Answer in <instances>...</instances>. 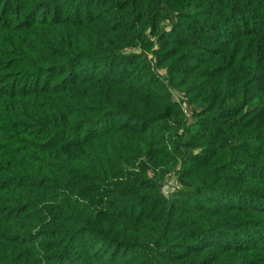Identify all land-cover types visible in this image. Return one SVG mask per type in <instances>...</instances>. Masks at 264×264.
<instances>
[{
  "label": "trees",
  "instance_id": "16d2710c",
  "mask_svg": "<svg viewBox=\"0 0 264 264\" xmlns=\"http://www.w3.org/2000/svg\"><path fill=\"white\" fill-rule=\"evenodd\" d=\"M0 264H264V0H0Z\"/></svg>",
  "mask_w": 264,
  "mask_h": 264
}]
</instances>
